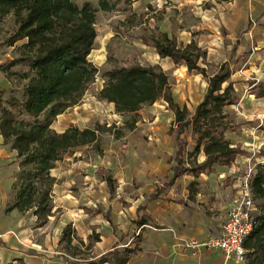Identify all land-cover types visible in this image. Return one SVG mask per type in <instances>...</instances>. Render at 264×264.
Instances as JSON below:
<instances>
[{
    "label": "rangeland",
    "instance_id": "374dc122",
    "mask_svg": "<svg viewBox=\"0 0 264 264\" xmlns=\"http://www.w3.org/2000/svg\"><path fill=\"white\" fill-rule=\"evenodd\" d=\"M72 1L78 7L88 3L96 10L97 37L88 59L99 72L80 103L58 115L50 128L60 134L69 128L83 130L99 125V141L64 153L46 174H38L34 163L26 164L17 156L19 169L14 173V189L17 196L25 193L24 198H19L20 210L30 208L37 225H21L8 264H118L124 256L120 249L119 255L108 256L105 261L97 257L112 248L111 236H116L121 225L106 223L105 213L112 207L113 221L114 213L120 210L129 219L130 197L144 194L146 200L165 182L174 165L176 125L174 113L164 100L134 114H117L114 104L98 98L105 75L114 67L159 65L169 76L175 100L189 112L208 86L201 74L187 71L181 63L161 59L139 39L143 34L160 32L157 25L165 17L174 32L170 37L181 45L194 41L206 52L200 64L207 74L231 61L230 81L239 102L225 109L232 124L226 135L252 155L249 164L264 165V97H257L264 88V0L187 1L184 6L167 3L145 12L130 7L128 0H106L115 5L112 11L101 10V0ZM17 27L13 12L0 14V52L5 58L2 65L27 52L26 39L9 43ZM109 55L114 61L102 64L104 56L107 59ZM3 73L10 84L0 88V125L8 117L7 112L17 122L26 123L30 119L22 111L21 101L30 76L27 63H18ZM188 136L186 162L193 149ZM12 141V137L7 140L10 147ZM106 179H110V185ZM195 189H201L199 182ZM27 197L34 200L31 207L25 206ZM254 203L255 213L264 210V199L254 198ZM71 205L83 208L84 214L91 211L84 225L64 224L68 221L63 217L64 207L72 208ZM49 220L50 225H42ZM257 253L250 252L243 264H255Z\"/></svg>",
    "mask_w": 264,
    "mask_h": 264
},
{
    "label": "trees",
    "instance_id": "16d2710c",
    "mask_svg": "<svg viewBox=\"0 0 264 264\" xmlns=\"http://www.w3.org/2000/svg\"><path fill=\"white\" fill-rule=\"evenodd\" d=\"M99 8L112 11L115 5L101 0ZM10 12L17 17L18 27L9 43L26 39L27 52L23 57L1 65L0 69L6 73L18 63H27L30 76L23 87L21 109L30 120L17 122L7 112L0 133L6 143L13 138L11 148L23 162L34 163L38 174H46L64 153L99 141V125L83 130L69 128L60 134L50 128L58 115L80 103L99 72L88 59L97 37L96 10L88 3L78 7L72 0H0V14ZM139 39L152 47L161 59L184 64L187 71L201 74L208 82L203 99L189 112L175 100L169 76L159 65L136 63L114 67L105 75V85L98 98L114 104L117 114H134L160 100L166 101L174 113L176 149L172 176L164 187L149 196L148 201H152L163 195L180 176L189 173L197 178L202 173L212 172L215 166L230 167L238 156L247 152L226 135L232 124L225 109L239 102L230 81L231 61L221 63L213 73L207 74L200 64L206 52L194 41L181 45L175 37L162 32L146 33ZM112 61L114 59L109 55L106 62ZM257 97H264V88ZM188 134L193 149L188 155L190 161L186 162ZM201 152L205 160L198 163ZM106 182L110 185V179ZM196 184V181L189 183L190 194L195 191ZM250 187L253 200L264 199V165L256 166ZM24 196L25 193H20L18 198ZM24 202L26 207H31L34 200L27 197ZM254 217L255 228L244 245L249 250L248 255L259 251L255 264H264V210L255 213ZM133 252L134 249H126L118 264H125ZM119 254L120 251L113 249L99 260L105 261L108 256Z\"/></svg>",
    "mask_w": 264,
    "mask_h": 264
},
{
    "label": "crops",
    "instance_id": "0c3cea01",
    "mask_svg": "<svg viewBox=\"0 0 264 264\" xmlns=\"http://www.w3.org/2000/svg\"><path fill=\"white\" fill-rule=\"evenodd\" d=\"M187 1L199 3L203 0H128L130 7L137 8L140 12L148 11L149 8L159 9L167 3L184 6ZM233 1L235 3L237 0ZM157 26L160 32L169 36L174 33L167 17ZM106 60L104 56L101 63L103 64ZM4 61V55L0 52V66ZM181 65L184 66V64ZM8 84L10 82L0 69V88ZM188 137L191 139L190 136ZM191 144L193 146V143ZM235 144L239 145V143ZM123 150L125 151V147ZM251 156L250 154L240 155L232 166H215L212 172L202 173L197 178L186 173L177 178L158 199L148 201L149 196L157 189L164 187L171 178L172 165L170 173L165 177V182L154 193H150L146 200L144 194L130 197L131 203L127 211L129 219L124 215V211L120 210L114 213L116 220L113 221L110 214L114 212V208L111 207L106 211L104 219L106 223L110 225L113 222V225H121L116 236H111L114 240L112 248L101 252L97 257L113 249L118 251L122 249L123 252L126 249H134L135 252L129 255L125 264H225L224 255L219 250L200 248L195 251L186 249L182 245L191 240L203 239L209 234L220 233L236 194V177L245 168ZM204 160L205 156L201 152L197 162ZM18 165L17 152L5 142L0 133V264L11 262L10 252H13L15 248L13 244L15 240H18L21 225H37V217L30 208L20 210L19 198L14 189L16 180L14 173L19 169ZM192 181L199 182L201 189L199 191L195 189L190 194L188 185ZM74 200L76 202L74 204H77L78 199L74 198ZM75 206L64 207L63 217L68 218L64 224H85V216L91 211L84 214L83 208ZM48 218L52 219L51 216ZM50 224L49 220L42 225ZM108 239H110L109 236Z\"/></svg>",
    "mask_w": 264,
    "mask_h": 264
},
{
    "label": "built area",
    "instance_id": "2783aa9c",
    "mask_svg": "<svg viewBox=\"0 0 264 264\" xmlns=\"http://www.w3.org/2000/svg\"><path fill=\"white\" fill-rule=\"evenodd\" d=\"M256 164H247L245 170L236 177V194L233 198L220 233L209 234L203 239L185 242L186 249H215L223 253L225 264H243L249 250L245 248V240L253 232L257 207L254 203L250 179Z\"/></svg>",
    "mask_w": 264,
    "mask_h": 264
}]
</instances>
